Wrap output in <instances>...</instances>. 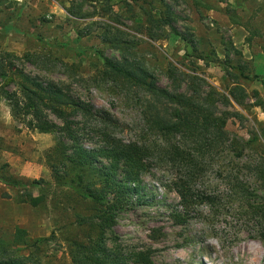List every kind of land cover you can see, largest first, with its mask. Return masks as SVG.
<instances>
[{
  "label": "rangeland",
  "instance_id": "374dc122",
  "mask_svg": "<svg viewBox=\"0 0 264 264\" xmlns=\"http://www.w3.org/2000/svg\"><path fill=\"white\" fill-rule=\"evenodd\" d=\"M164 2L175 15L174 28L186 40L167 27L166 37L149 38L143 32L146 5L140 1L0 0V60L16 82L19 72L42 83L62 82L73 98L89 102L95 113H107L119 121L126 128L125 139L141 135L143 101L137 92L121 91L99 78L100 54L121 56L102 42L104 29L122 32V40L131 42V52L161 87L172 89L175 83L182 90H194L188 76L203 79L204 85L196 82L194 86L201 85L205 97L214 92L215 115H239L227 116L225 127L229 142L238 141V147L216 149L208 158L203 183L196 186L215 196L216 207L201 204L188 222L174 224L169 214L179 198L169 185L172 171L153 162L140 177L132 208L118 216L108 238L125 246L150 248L155 264H264L256 225L244 211L241 195L226 183L228 176L238 177L249 192L264 195L248 166L264 156V87L253 79L254 75L264 79V0ZM26 54L31 55L29 60ZM169 68L178 70L173 83L167 76ZM14 86L0 79V236L11 243L15 229L22 228L31 243L47 239L39 243L37 251L26 249L23 255L33 252L44 264H72L73 243L94 235L81 225V219L92 217L94 211L89 202L76 200L67 188L54 186L46 156L57 135L28 130L11 117L3 94ZM234 86L238 91L232 96ZM152 136L145 138L151 141ZM253 136L257 141L246 145ZM98 144L93 138L86 146ZM219 167L226 171L220 173ZM4 180L27 187H14ZM33 181L39 184L28 186ZM29 196H43L44 201L33 207ZM156 228L163 233L152 240L151 231Z\"/></svg>",
  "mask_w": 264,
  "mask_h": 264
},
{
  "label": "trees",
  "instance_id": "16d2710c",
  "mask_svg": "<svg viewBox=\"0 0 264 264\" xmlns=\"http://www.w3.org/2000/svg\"><path fill=\"white\" fill-rule=\"evenodd\" d=\"M130 1L146 5L143 32L149 38L166 37L167 27L171 33L186 40L174 28L175 15L164 0ZM155 29H158V34H155ZM120 34V30L112 27L104 29L102 42L120 51L121 56L120 59L107 58L101 53L98 76L121 91L141 95L143 129L136 139L123 138L126 128L119 121L107 113H95L89 102L73 98L62 82L42 83L23 72L15 74L16 82L0 60V79L6 85L15 83L14 90L3 94L11 117L28 130L57 135L55 146L46 156L54 186L67 188L76 200L92 205L93 216L82 218L81 225L88 226L94 235L85 242L73 243L70 252L72 264H155L150 248L125 246L116 238H108V234H113L118 216L132 208L134 195H138L140 177L149 171L153 162L163 164L172 171L169 185L179 202L169 215L174 224L183 225L199 205L205 204L210 209L216 207L215 196L196 189L206 177L208 158L219 147H238V141L229 142L225 127L227 116L239 115L228 112L224 116H216L214 92L205 97L200 90V86L205 84L203 79L188 76L194 90H182L181 85L175 83L172 89L161 87L145 63L131 52V42L122 40ZM24 57L29 60L31 55ZM176 72V68H169L167 72L172 83ZM243 77L249 79L248 76ZM253 79L260 81L264 87L262 77L254 75ZM196 82L201 84L197 88L194 86ZM236 87L230 90V95L236 94ZM217 95L228 104L225 96ZM150 135L154 138L151 141L145 138ZM93 138L99 144L88 148L86 144ZM257 139L253 136L246 145ZM248 166L254 181L264 188V156L249 162ZM218 171L223 173L226 170L219 167ZM3 183L27 187L22 182L4 180ZM226 183L229 189L241 195L244 201L242 207L255 223L258 238L264 247V195L249 192L238 177L228 176ZM38 184L39 181H33L28 186ZM43 201V196L28 198L33 207ZM162 233L160 228L153 229L150 238L157 240ZM46 241L40 238L31 243L26 231L16 228L11 243L0 236V264H44L33 252L28 255L21 252L30 248L37 251L39 243Z\"/></svg>",
  "mask_w": 264,
  "mask_h": 264
}]
</instances>
